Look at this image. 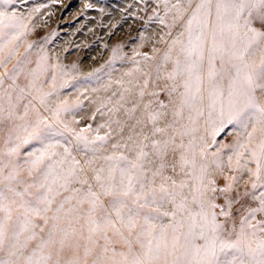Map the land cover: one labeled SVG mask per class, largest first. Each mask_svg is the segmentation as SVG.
Listing matches in <instances>:
<instances>
[{
  "label": "snow or ice",
  "instance_id": "obj_1",
  "mask_svg": "<svg viewBox=\"0 0 264 264\" xmlns=\"http://www.w3.org/2000/svg\"><path fill=\"white\" fill-rule=\"evenodd\" d=\"M173 7L183 19L184 9L179 4ZM186 7L190 12L184 30L163 57L165 64L171 61L173 65L167 79H182L183 92L170 125L180 126L177 135L181 142L176 144L173 135L152 144L158 155L166 153L170 145L173 152L181 150L180 170L186 179L178 183L163 177L157 184L160 173L153 172L149 181V153L144 145L134 159L123 154L105 157L107 167L94 169L93 185L78 176L83 171L79 161L73 158L71 165L64 167L71 149L58 140L45 142L53 125L35 109V119L18 126L25 133V143L30 139L44 143L25 161L33 179H21L19 164L0 162V264H264V221L253 223L254 214L264 212V0H198L195 5L187 0ZM26 32L22 20L0 11V66L16 59L14 70L24 71L27 51L32 48L28 44L24 53L19 51ZM47 60L43 54L36 68L27 70L28 95L35 92L41 104L57 88L53 75L52 90L45 91ZM3 83L0 77V87ZM25 91L20 89L18 100L24 98ZM176 91L174 83L172 92ZM6 99L9 107L4 109L5 97L0 96V112H6L9 120H26L27 106L24 114L17 116L12 96ZM68 110L67 102H61L53 113L57 122L62 123L61 111ZM202 117L212 128L213 141L228 126L235 130L230 163L235 157L239 164L247 155L255 164L251 186L260 189L254 196L260 207L243 217L238 227L235 223L226 227L218 219L230 215V201L228 211L217 213L218 205L206 198V151L198 152L195 140L187 146L182 142L185 135L197 130L189 125ZM158 118V114L149 115L153 135L168 131L155 127ZM185 118L188 124H181ZM88 131H74L75 140L86 148L106 142V137L99 135L90 140ZM16 138L20 139L19 135ZM60 147L63 153L56 150ZM17 150L9 148L6 155L11 157ZM8 167L11 171L5 170ZM72 183L86 188L70 189ZM70 190L72 194L53 210L56 198ZM210 190L215 192V188Z\"/></svg>",
  "mask_w": 264,
  "mask_h": 264
},
{
  "label": "rangeland",
  "instance_id": "obj_2",
  "mask_svg": "<svg viewBox=\"0 0 264 264\" xmlns=\"http://www.w3.org/2000/svg\"><path fill=\"white\" fill-rule=\"evenodd\" d=\"M159 4V0H0V11L8 13V10L19 9V19L27 25V32L19 42V51L24 53L26 46L32 45L27 51L28 63L24 71L14 70L16 59L8 62L6 66H0V77L4 81L0 87V96L5 97L3 108L9 107L6 96L10 94L12 103L16 105L17 116L24 114L26 106L28 111L26 120H9L6 112H0V162L7 163L11 160L19 164L21 179L31 182L33 177L28 176L25 161L29 159V153L42 149L44 143L39 139H30L25 143V133L18 126L33 121L36 116L35 109H38L53 125L52 132L47 134L45 142L58 140L61 145L68 146L71 156L64 167L68 168L73 158L79 161L78 167H82L83 171L78 172V176L81 179L87 178L93 185L94 169L107 167L105 157L123 154L129 159H134L137 150L144 145H147L144 150L149 153L146 161L149 181L153 172L160 173L156 177L157 184L163 177H172L178 183L186 179L180 170L181 150L173 152V146L170 145L166 153L158 155L152 147L153 141L163 142L173 135H176V144H179L181 139L177 132L181 130L180 126L178 125L170 135L134 133L133 119L135 121L141 116L136 113L131 116L129 112L132 110L129 106L136 101L137 96L131 95L132 82L119 73L120 68L132 64L140 54L147 52L144 60L150 64L162 51L165 38L169 34V25ZM257 26L259 27V24ZM43 54L48 57V83L45 85V91L52 90L50 79L53 75L57 80V88L54 94L41 104L35 92L28 95L27 85L30 77L27 70L36 68ZM55 55L62 67H54V70L50 62H53ZM160 65L152 66L149 70L158 73ZM161 72L159 71V74ZM10 76H15L16 79H10ZM155 76L150 78V82V79L148 80L150 84L156 80ZM165 76H158L156 80L162 91L165 88L164 81L169 80H166ZM22 88L26 89L24 98L18 100ZM97 90L103 92L99 93ZM64 101L67 102L69 110L61 111L60 123L53 113ZM64 124L68 125L67 129L63 127ZM181 124H188L187 119L182 120ZM149 126L152 128L151 123ZM189 127L197 130L192 135L183 137L185 145L195 140L196 150L199 152L203 149L207 153L206 198L218 205L215 209L217 213H220L221 209L228 211L230 201V215H220L218 219L226 227H231L233 223L238 227L243 217L260 207V201L254 199L260 189L254 190L251 186L254 179L251 171L254 170L255 164L247 155L239 164L235 157L229 162L228 158L233 156L236 140V132L232 126L220 132L214 141L211 137L212 128L205 124L204 117ZM83 129H89L86 134L90 140H95L99 135L106 137V142H97L86 148L77 142L74 136V131ZM17 135L20 139L16 138ZM116 145L119 147H115ZM13 147L18 148L17 152L11 157L7 156V150ZM56 150L63 153V147ZM202 162L204 161H198ZM5 170L11 171V167ZM208 181L214 183L208 184ZM82 187L86 188L79 183L70 185V189ZM212 188H215V192L210 190ZM185 193L187 194V190ZM71 194V190L63 191L52 205L53 210L60 201ZM168 209H171V205H168ZM48 215L51 216L52 213ZM254 215L253 223L264 221V212H256ZM167 222L165 219L164 223Z\"/></svg>",
  "mask_w": 264,
  "mask_h": 264
},
{
  "label": "bare ground",
  "instance_id": "obj_3",
  "mask_svg": "<svg viewBox=\"0 0 264 264\" xmlns=\"http://www.w3.org/2000/svg\"><path fill=\"white\" fill-rule=\"evenodd\" d=\"M7 1L10 2L12 0H7ZM159 3L160 4L158 6L162 7V10L164 11L166 16L167 24L169 25V34L165 38L166 40L162 51L158 53L159 56L155 57V60L150 61V64L148 63V61L144 60V58L147 56V52H146L143 55L140 54L132 62V64L124 65L125 68L123 69L125 70L120 68L119 71V73L124 75L125 78H127L130 82H132L133 85L131 88L132 89L131 95L134 94L137 96L136 101L131 103L130 106L128 105L132 111L131 112L126 111V112H129L131 116H133V114L135 113L141 116L140 119H135V121L133 119V132L138 134L153 133L154 125L152 121L149 119V115L152 113L159 115L155 127L168 129L167 131L168 135L174 132L178 127V125H173L172 127H170V125H172V121H173V112L175 111L176 106L179 104V101L181 99L180 93L183 92L182 79H178L175 82H173L172 80L164 81L165 88L163 91L160 90V88L157 86L158 84L156 83V80L158 76L166 75L165 77H167L168 73L171 72L172 70L173 65L171 61L165 64L163 57L164 54L168 52L169 49L171 48L172 41L176 39L180 35V33L184 30L183 25L188 19L190 9H187L186 7L187 0H159ZM195 3H198V0H193V5H195ZM50 4L51 3H49V5ZM177 4H179L181 8L184 9L183 19L179 18V14L177 13L176 8L173 7V5H177ZM19 13H20L19 9H14L12 11L8 10L7 14L15 15L18 19L19 18L21 19ZM27 19H29V17ZM177 54H178V47L176 51H173V58H175ZM158 64H161L160 65L161 69L158 70V73L149 70L151 69L152 66ZM50 66H52L54 70H55L54 67L57 66L59 68L62 67L61 62L56 55H55V59H53V62H50ZM159 71L162 72L159 74ZM153 76H155L156 80H154V82L150 84L149 83L151 81L150 78ZM174 83L177 85L176 92H172V87ZM97 91L99 93L103 92L100 90ZM141 93H143V95H141ZM187 115L188 112L186 109L185 116L187 117ZM150 123L152 124V128H150L149 126ZM186 137L187 135L185 136V138ZM183 143L185 144L184 141Z\"/></svg>",
  "mask_w": 264,
  "mask_h": 264
}]
</instances>
